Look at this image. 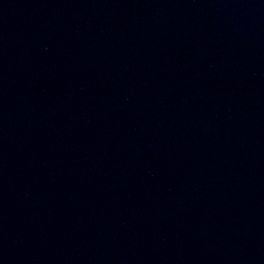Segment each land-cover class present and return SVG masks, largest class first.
I'll use <instances>...</instances> for the list:
<instances>
[{
	"label": "water",
	"instance_id": "95a60500",
	"mask_svg": "<svg viewBox=\"0 0 264 264\" xmlns=\"http://www.w3.org/2000/svg\"><path fill=\"white\" fill-rule=\"evenodd\" d=\"M0 264H264V0H0Z\"/></svg>",
	"mask_w": 264,
	"mask_h": 264
}]
</instances>
